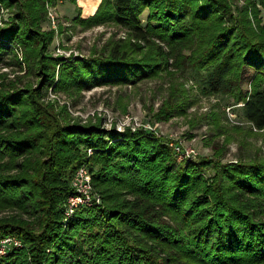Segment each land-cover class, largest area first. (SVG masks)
I'll list each match as a JSON object with an SVG mask.
<instances>
[{
    "label": "trees",
    "instance_id": "16d2710c",
    "mask_svg": "<svg viewBox=\"0 0 264 264\" xmlns=\"http://www.w3.org/2000/svg\"><path fill=\"white\" fill-rule=\"evenodd\" d=\"M47 1L56 0H0L10 13L0 20V66L23 62L36 78L6 87L0 74V210L13 212L0 218V238L24 244L0 264H264V160L176 163L158 137L59 119L41 102L47 87L75 95L157 78L172 58L202 94L231 98L262 130V0H101L84 22H110L127 38L71 61L47 53ZM87 162L102 204L64 216L70 179Z\"/></svg>",
    "mask_w": 264,
    "mask_h": 264
},
{
    "label": "rangeland",
    "instance_id": "374dc122",
    "mask_svg": "<svg viewBox=\"0 0 264 264\" xmlns=\"http://www.w3.org/2000/svg\"><path fill=\"white\" fill-rule=\"evenodd\" d=\"M100 1H47L45 18L41 22L43 31L53 33L47 53L62 57L63 61H71L77 57H88L92 51L106 48L111 43L124 41L127 38L125 32L110 22L99 25L84 22L95 13ZM234 1L238 5L243 3L242 0ZM254 1L258 3L259 0ZM258 7L263 24L264 7L259 4ZM49 11L54 16L55 25L50 21ZM9 15L8 11L2 9L0 20H7ZM145 15L146 12L141 16L143 23ZM153 41L168 51V46L159 39L154 38ZM177 51L178 48H173L172 54ZM181 52L191 53L187 47ZM168 64L166 72L159 77L133 85L96 86L75 95L54 93L51 87H47L41 102L51 105L59 119L67 116L70 122L84 124L100 121L101 128L106 131L115 129L122 132L129 128L132 132L146 133L150 138L158 137L173 150L176 163L185 159L213 156L223 163H235L240 158L264 160V129L257 130L246 122L240 111L241 104H234L231 98L202 94L188 72L176 69L172 58ZM253 73V69L244 68L241 83L243 90L249 89ZM0 74L5 77L4 81L8 84H5L6 87L36 84L35 76L29 74L23 62L20 68L13 63L0 66ZM91 152L87 149V159ZM82 166L90 177L89 195L94 204L99 198L98 203L101 205V196L92 185L90 165L87 162L79 167ZM76 171L70 179V185ZM66 212L67 208L63 210L64 216ZM12 214L11 209L0 210V218ZM77 241L82 246V240ZM23 246V242L16 236L0 238V257L13 255L10 253L23 249Z\"/></svg>",
    "mask_w": 264,
    "mask_h": 264
},
{
    "label": "built area",
    "instance_id": "2783aa9c",
    "mask_svg": "<svg viewBox=\"0 0 264 264\" xmlns=\"http://www.w3.org/2000/svg\"><path fill=\"white\" fill-rule=\"evenodd\" d=\"M48 15L51 23L55 25L53 14L49 11ZM89 183H90V177L88 176V172L84 169V166L79 167L71 181V188L73 194L68 198L67 201L66 216H70L78 208V206L87 207V206H93L99 204L98 203L100 202L99 198H97L98 199L96 201L97 203L94 204V200L89 195L90 193Z\"/></svg>",
    "mask_w": 264,
    "mask_h": 264
}]
</instances>
